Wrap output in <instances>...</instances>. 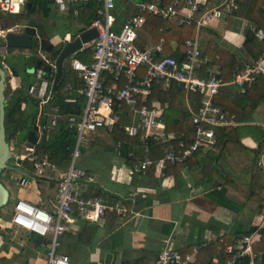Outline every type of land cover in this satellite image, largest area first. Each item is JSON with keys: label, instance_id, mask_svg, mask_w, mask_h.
<instances>
[{"label": "built area", "instance_id": "1", "mask_svg": "<svg viewBox=\"0 0 264 264\" xmlns=\"http://www.w3.org/2000/svg\"><path fill=\"white\" fill-rule=\"evenodd\" d=\"M61 11L71 12L74 8L78 14V5L89 1L100 3L98 13L101 17L95 19L89 27L95 26L98 35L90 42L92 61L85 62L75 55L71 58V65L77 71L83 86L77 90L85 98L80 115H68L70 127L77 129L75 144L69 149V164L60 168L51 161L47 154L42 159L34 154V147L28 146L25 151L20 146L11 148L13 165L23 166L28 159L32 160L36 173L44 176L47 173L56 174L57 191L49 197L48 206H40L29 199L20 198L13 207L12 222L22 228L28 229L37 237L42 238L41 244L46 247L45 264H71V256L59 250L61 237L67 231V224L75 218L84 219L91 223H98L108 210L125 212L126 207L119 208L108 206L97 195H82L78 191L81 181L89 180L87 170L78 166L83 149L89 147L93 141V133L99 128L111 130L117 120L114 106L119 108L123 104L132 111V122L124 126L129 136L138 137L144 147L146 140L154 137L163 142L164 153L161 158L154 161L149 157L139 159L136 152L129 151V157L138 162L131 165V171L137 169L145 174L147 168L155 164L164 167L166 162L176 163L185 161L199 150L213 148L215 142V127L237 125L235 115L227 107L215 100L220 89L228 84H236L241 91H246L264 74V53L252 63L246 65L230 80L217 76L205 77L197 73V68L202 61V50L198 36L185 41L184 58L180 60L172 55L162 54L163 46L157 44L153 49H142L137 45L140 28L147 22L148 16H156L174 22L179 26L195 24L197 28L208 25L215 17L226 16L236 7V0H221L217 5L211 6L210 0H171L162 4L163 0H142L136 3V12L131 14L122 24L117 26V13L114 11L116 0H51ZM32 0H0V16L12 15L23 10ZM87 27V28H89ZM169 29L162 26L161 30ZM0 36L5 39V33ZM260 38L264 37V30L258 29ZM87 45L84 46L87 47ZM83 50V49H82ZM45 63L55 69L54 60H50L45 52L38 50ZM3 57L8 55L7 43L1 46ZM3 61V60H2ZM143 68V69H142ZM55 71H45L37 68L35 80L29 86L28 92L39 100V115H51L46 125L37 123L39 140L59 123L62 114L58 107H51L52 113L45 112V107L50 100ZM52 77V79H51ZM112 83L107 85V79ZM162 83L169 86L172 83L185 88L187 92L201 94L200 106L192 112V121L195 125L194 140L187 142L181 134L166 133L165 121L162 118L164 107L159 102L147 104L153 85ZM71 87V84H68ZM76 102L75 97L66 99ZM178 141L174 143V138ZM114 152L122 155L123 144L118 141L114 144ZM19 160L21 161L19 163ZM138 164V165H137ZM259 166L264 167V151L261 154ZM29 178L22 177L19 184L29 185ZM254 230L233 237L231 242L224 238L218 239L217 253L210 258L211 264H260L263 252L256 251L255 245L262 241L264 236V213L260 214L254 225ZM198 248L192 253L183 255L178 249L166 245L151 264H193L196 260ZM247 259V262L244 260Z\"/></svg>", "mask_w": 264, "mask_h": 264}, {"label": "crops", "instance_id": "2", "mask_svg": "<svg viewBox=\"0 0 264 264\" xmlns=\"http://www.w3.org/2000/svg\"><path fill=\"white\" fill-rule=\"evenodd\" d=\"M129 1L136 9V3L142 0ZM210 1L211 6L221 2ZM248 1L242 0L240 3L236 0L237 7L230 14L211 19L208 25L201 27L200 38L201 28L195 26L194 36H198L200 48L204 53L197 70L203 64L206 66V76L221 74L230 80L246 65L255 61L245 45L246 35L254 27L244 15ZM123 9L122 7L118 10V13ZM30 11H35L36 15L40 16L37 18L48 24L46 36L55 44L71 39V35L83 29L82 24L76 23L71 12L61 11L51 0H34L28 13ZM24 14L21 10L12 15H3L0 22L7 27L6 30L13 28L16 31L13 21ZM156 20L148 21L152 30ZM154 31L156 34V30L152 33ZM160 43L163 49L158 52L159 55L170 54L178 59L182 56L184 58V51L173 37L165 41L163 36ZM21 50L23 49L17 47L12 51L8 49V55L3 57L0 46L3 60L1 62L7 73L5 88L7 87L9 92L23 87L22 73L15 72L10 64H17L18 71L22 66L23 70H26L25 63L20 59ZM197 72L204 75L202 70ZM186 93L189 104L190 92ZM220 103L227 107L226 103ZM190 106L193 108L192 103ZM25 107L27 115L33 117L35 108L32 104ZM195 110L192 109V112ZM40 117L37 113V123ZM245 123L264 127V100L255 109L252 120L237 121V125ZM109 131L107 128H99L93 133L91 145L83 149L79 166L87 170L92 180L81 181L78 191L86 196L97 195L108 206L119 208L124 205L126 211L119 213L116 210H108L98 223L80 218L69 222L67 231L61 237L59 250L71 256V264H76L82 258L85 264H151L166 245L179 251L197 247V260L201 246L214 243L224 236H232L233 239L245 229L250 230L257 222L260 214L255 210L254 203H249V180L245 171L248 169V161L251 160V151L238 148V152L234 149L232 154L224 152L219 161V169L225 167L234 173L237 171L234 176L242 179L204 188L196 184L201 176L199 164L190 170L186 166L181 170L168 172L166 166H157L155 171L149 174H143L137 169L131 171L134 167L117 156L114 149L108 148V145L114 147L115 144ZM242 142L251 149L258 146L251 134L244 136ZM245 155L248 156V161H245ZM22 168L32 175H37L36 170L32 172L25 163ZM22 177L29 178L28 186L18 183ZM0 182L8 190L7 202L0 207V238L3 233L21 230L16 229L17 225L11 220L13 207L18 199L25 198L37 205L48 206L49 197L57 191L54 173L32 177L19 168L7 167L0 172ZM157 183H160L159 186ZM262 188L264 193V186L259 182L257 191ZM11 198L12 205L7 206ZM30 236L36 237L32 232Z\"/></svg>", "mask_w": 264, "mask_h": 264}, {"label": "trees", "instance_id": "3", "mask_svg": "<svg viewBox=\"0 0 264 264\" xmlns=\"http://www.w3.org/2000/svg\"><path fill=\"white\" fill-rule=\"evenodd\" d=\"M170 1L171 0H163L162 4L169 3ZM239 1L241 3L242 0ZM32 3L34 4V0H32ZM99 7V2L89 1L83 5L81 4L77 6V15L74 13V8L71 9V13L76 23L82 24L83 29H86L95 19L101 17L97 11ZM122 7L124 9L122 12L118 13V10H121ZM29 10L30 9H28V11ZM130 10H133L131 14L136 12V9L134 8V5L131 1L116 0V6L114 9V11L117 13L116 28H118L119 25L125 21V18L129 16ZM28 11H26L25 14L36 13L35 11H30L28 13ZM244 15L254 25L253 29H251L246 35L245 45L250 53H252L255 60H257L264 53V37L260 38L257 34L258 29L264 30V0H249L247 8L244 10ZM1 18L2 17L0 16V21H2ZM150 19H158L153 23V30H156V34L155 31L152 33V27L148 26V21ZM162 26H169V29L161 30ZM195 28V24L179 26L174 22H168L166 19H161L156 16H148L147 22L142 26L143 31L140 30L138 33L137 45L142 49H149L160 43L163 36L165 37V41L166 39L173 37L177 41L179 47L185 51V41L188 38L194 37ZM201 35L202 28L200 29L199 38ZM4 44H6V41L2 36H0V46ZM34 44L35 47L39 46L38 41H35ZM14 48L15 47L8 46L10 51H12ZM35 51L36 49L34 50V53ZM29 53L31 52L29 51ZM202 54L204 55V53ZM56 56L57 54L53 53V55H50V58L54 60ZM1 57L2 56L0 55V63L3 67ZM20 57L25 59V55L22 53L20 54ZM75 57L90 63L92 61L90 45L76 53ZM180 60H183V56L180 58ZM70 61V59L65 61L63 77L61 78L55 92L51 95L50 100L45 107V112H50L51 107H58V112L62 114L60 123L55 129H52L49 132L48 137L47 134H45L36 144H31L27 139V132L34 125H36V116L37 113H39V100L31 96L28 92L29 86L35 80L34 75L31 76V73L25 70V72L22 73L23 87L20 90L10 92L6 87L4 92L5 130L7 138H11V141L14 143L13 145L11 143L9 144L11 145V148L18 144V146H20L21 149L25 151L26 147L33 146L34 154L38 155L40 159H42L44 155L47 154L49 159L55 162L60 168H65L68 166V148H71L75 144L77 137L76 127L73 128L69 126L68 115H80L85 102L84 96L77 90L79 87L83 86V82L79 79L78 73L72 67ZM10 64L11 68L18 73L19 71L17 64ZM202 65L198 70L204 71V75H201L208 77L205 73L206 66ZM214 76L228 80V78L221 74ZM69 83L71 84V87H68ZM111 83V78H108L106 84L110 85ZM70 97H75L76 102L73 103L66 100ZM201 97V94L197 92H190L188 101L193 105V108H191L190 103L188 104L187 102V93L184 87L175 83H172L169 86H164L162 83H156L153 85L147 104L152 105L154 102H159L164 107L162 118L165 121L166 133L181 134L187 142H190L194 140L195 132V125L192 121V109H197L200 106ZM215 100L226 103L227 109L235 115V119L237 121L244 122L252 120L255 109L260 104V102L264 100V74L259 75L253 85L244 92H242L240 87L236 84H228L223 86L219 93L215 96ZM29 104H32V106L35 108V114L33 117H29L26 113L25 106ZM114 112L115 115H117V120L114 123L113 128L109 131V135L115 143L118 141L122 142L123 149L121 158H123L127 164L133 165L138 162V160L131 159L129 157L128 154L131 150H134L141 160L149 157L156 161L163 156L164 146L167 144V142L165 143L154 137H149L146 140L147 147H144L138 137L129 136L126 133L124 126L132 122V111L128 105L123 104L121 108L115 105ZM47 122L48 115L45 113L41 114L39 123L43 126L46 125ZM214 130L215 142L213 148L208 150L199 149L193 154L192 157H189L182 162L171 163L167 161L165 164L167 171H178L186 166L190 170L191 167L199 164L198 167H200L201 176L199 181L196 183L197 185H202L204 188H209L220 183H233L238 179H242V177L234 176L237 171L234 173L233 171L226 170L225 167L219 169L220 158L224 152L232 154V150L234 149V151L238 152V148H246L252 153V156H249L251 157V160L249 161L248 156L246 157L245 155V161H248V169L245 171L248 173V184L250 191V194L248 195V200L250 202H248L254 203L255 210L259 214L264 213L263 188L257 191L259 182H261L262 186H264V168L259 166L261 154L264 150V127L245 123L234 126H219L215 127ZM249 134H251L258 142V146L255 149H251L242 142L244 136ZM178 138L180 137H177V139L174 138L172 141L176 143ZM24 163L32 172L35 171V167L33 166L31 159L26 160ZM155 169L156 165L153 164L147 168V173H153ZM159 184L160 183H157V186H159ZM249 232V229H245L242 231V233L237 234V236ZM224 239L226 242H231L232 236H224ZM36 241L41 243L43 239L39 238ZM216 246L217 242L201 246L198 258L193 264H211L210 257L215 254V252L217 253ZM255 250L263 252V259L262 263L260 264H264V236L262 241L255 245ZM180 251L183 253V255H186L188 253H192L193 247H189L188 249ZM244 261L247 262V259Z\"/></svg>", "mask_w": 264, "mask_h": 264}, {"label": "water", "instance_id": "4", "mask_svg": "<svg viewBox=\"0 0 264 264\" xmlns=\"http://www.w3.org/2000/svg\"><path fill=\"white\" fill-rule=\"evenodd\" d=\"M27 8H31V3L27 6ZM14 29L11 28L5 33V41L10 47L17 48H33L35 47L34 42L38 41L40 48L35 47L37 53H28L25 55L24 63L26 71L29 73H35L37 68H43L45 71L50 72L52 70L55 71L51 91L55 92L56 87L58 86L61 78L64 74V63L66 60L70 59L78 53L80 50L84 49V46L89 44L97 35L98 29L95 26L79 29L73 35H71V39L61 40L57 43V47L55 48V53L57 54L54 59L55 69H52V65L49 63H45L43 58L39 55L38 50H43L47 52H51L53 50V46H56L53 42H51L48 38L44 36L43 27L39 24H43L40 21L36 13L24 14L19 19L13 21ZM24 22V23H23ZM7 27H5L0 22V32L5 31ZM50 42V43H49ZM46 43L49 45L46 46ZM7 81V73L4 67L1 66L0 63V172L4 168H19L23 170L26 174L36 177L37 175L30 174L26 169L22 168L20 165H13L10 163L12 158V151L7 141L6 130H5V86ZM38 125H34L27 132V139L31 144H36L39 139L38 134ZM109 149H113L112 145H108ZM21 161L19 160V163ZM8 199V190L0 182V207L3 206ZM254 226L250 228V231L254 230Z\"/></svg>", "mask_w": 264, "mask_h": 264}, {"label": "rangeland", "instance_id": "5", "mask_svg": "<svg viewBox=\"0 0 264 264\" xmlns=\"http://www.w3.org/2000/svg\"><path fill=\"white\" fill-rule=\"evenodd\" d=\"M125 1V0H123ZM133 10H130V14ZM65 13V12H64ZM38 18L39 15H36ZM75 27V26H74ZM20 51L23 55H27L29 51L34 53L35 48H22ZM29 50V51H28ZM35 53H37L35 51ZM18 58V57H17ZM21 62L24 63V59L20 57ZM51 60V59H50ZM24 66L19 67V72H25L23 70ZM34 75L33 73L30 74ZM52 113V110L49 112ZM52 115V114H51ZM49 115L48 118L51 116ZM49 120V119H48ZM7 141L14 144L11 138H7ZM18 145V144H17ZM11 146V145H10ZM14 159L10 160L13 163ZM77 165L79 166V159ZM13 198L9 200L7 206H11ZM16 229H21L20 231H11L8 233H3L0 238V264H45L46 263V247L36 240V237H31V231L28 229L17 226ZM76 264H85L84 259L77 261Z\"/></svg>", "mask_w": 264, "mask_h": 264}, {"label": "flooded vegetation", "instance_id": "6", "mask_svg": "<svg viewBox=\"0 0 264 264\" xmlns=\"http://www.w3.org/2000/svg\"><path fill=\"white\" fill-rule=\"evenodd\" d=\"M50 23H52V22H50ZM50 23H49V24H50ZM39 25H40L41 27H43L44 36L47 38L46 34H47V31H48V29H47V25H48V24L46 25V23H43V24L40 23ZM51 42H52V41H51ZM49 43H50V42H49ZM54 44H55V43H54ZM47 45H49V44L46 43V46H47ZM55 45H56V46H53V50H52L51 52H47V51H43V50H42L43 52H45L46 56H47L49 59H51V58H50V55H53V53H55L54 50H55V48L57 47V43H56ZM51 60H52V59H51Z\"/></svg>", "mask_w": 264, "mask_h": 264}, {"label": "clouds", "instance_id": "7", "mask_svg": "<svg viewBox=\"0 0 264 264\" xmlns=\"http://www.w3.org/2000/svg\"><path fill=\"white\" fill-rule=\"evenodd\" d=\"M34 74V73H33Z\"/></svg>", "mask_w": 264, "mask_h": 264}]
</instances>
